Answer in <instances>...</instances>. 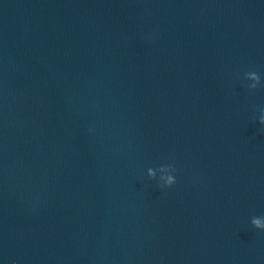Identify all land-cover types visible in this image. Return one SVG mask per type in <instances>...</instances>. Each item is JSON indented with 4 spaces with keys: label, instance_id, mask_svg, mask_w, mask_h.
<instances>
[{
    "label": "water",
    "instance_id": "obj_1",
    "mask_svg": "<svg viewBox=\"0 0 264 264\" xmlns=\"http://www.w3.org/2000/svg\"><path fill=\"white\" fill-rule=\"evenodd\" d=\"M246 70L264 0H0V260L264 264Z\"/></svg>",
    "mask_w": 264,
    "mask_h": 264
},
{
    "label": "clouds",
    "instance_id": "obj_2",
    "mask_svg": "<svg viewBox=\"0 0 264 264\" xmlns=\"http://www.w3.org/2000/svg\"><path fill=\"white\" fill-rule=\"evenodd\" d=\"M242 80L246 82V87L249 90H255L257 87L264 84L261 75L255 70H246L242 73ZM259 114L256 117L260 124H264V107L259 108ZM145 174L150 179H156L160 187H171L176 183V169L174 165L169 162L160 168H153L151 166L145 169ZM249 223L252 227L258 230H264V215H253L249 219ZM0 264H4L3 260H0ZM12 264H16L13 260Z\"/></svg>",
    "mask_w": 264,
    "mask_h": 264
}]
</instances>
